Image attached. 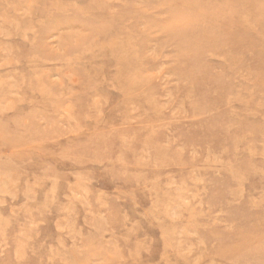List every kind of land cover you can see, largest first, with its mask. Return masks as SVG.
Wrapping results in <instances>:
<instances>
[{"label":"rangeland","instance_id":"1","mask_svg":"<svg viewBox=\"0 0 264 264\" xmlns=\"http://www.w3.org/2000/svg\"><path fill=\"white\" fill-rule=\"evenodd\" d=\"M0 264H264V0H0Z\"/></svg>","mask_w":264,"mask_h":264}]
</instances>
